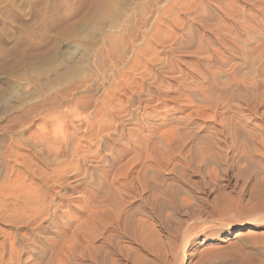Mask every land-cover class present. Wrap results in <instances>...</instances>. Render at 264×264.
<instances>
[{
    "label": "rangeland",
    "instance_id": "374dc122",
    "mask_svg": "<svg viewBox=\"0 0 264 264\" xmlns=\"http://www.w3.org/2000/svg\"><path fill=\"white\" fill-rule=\"evenodd\" d=\"M128 1L0 0V37L12 35L16 42L20 40L15 48H6L0 54V105L8 103L26 86H36L39 92L35 101L24 106L26 111L32 108L29 113L19 119H14L17 116L14 113L0 119V151L4 153L12 146L17 147L20 155L31 156L29 148L21 142H29L35 135L37 138L40 130L51 129V122H48L55 116L51 113L54 108L59 109L55 112H78V118L68 119L71 122L69 133L72 134L68 144L74 146L79 142L78 145H81L74 147L79 150L83 147L80 151L91 157L93 153L100 156L108 153L117 158L119 163L115 165V171L123 170L122 176L126 173L123 179H128L124 181L127 201L142 206L146 195L138 181L146 165L159 166L156 167L159 180L170 179L172 174L167 171L188 159L192 137L212 140L215 152L221 158L222 170L217 171L216 178L218 187L209 188L200 175L191 173L190 182L199 184V187L183 186L186 189L191 187V199L184 211L170 220L168 228L154 223L158 227L157 232L153 226L155 234L160 236L157 238L155 235V244L163 242V245L160 244L165 250L162 246L160 249L164 250L169 263L181 258V264H264L263 254L260 253L262 246H258L259 250L258 247L249 249L241 244L226 246V242H212L200 246L195 253L190 250L196 237L199 243L202 234L211 237L227 229L233 232L237 224L247 220L238 212L248 205L243 195L245 180L242 174L257 166L251 164V159L235 152L233 130L234 127H243L244 132L253 136L254 151L258 149L253 152L258 154L261 151L258 155L264 157V0H139L129 4ZM54 3L58 4L53 6L56 10L52 7ZM42 18L44 28L39 27ZM107 28L112 35L104 41L101 36ZM78 48L96 50L95 61L89 64L91 67L85 62L73 60ZM59 69H65L61 87L46 91L39 86L43 77ZM89 137L94 138V142ZM86 147L88 153L85 152ZM118 164L125 165L122 169ZM89 165L86 164V167L89 168ZM87 190L83 186L63 199L65 214H69L71 220L67 233L72 237L78 235L77 240L74 237L73 243L66 244L72 247L69 255L64 250L65 253L60 252L64 264L80 263L79 255L87 245L89 231H85L84 223L87 213L84 218L77 207L88 195ZM236 200L242 205L238 210L222 217L223 221L215 216L216 209H225L226 204ZM215 201L219 203L216 209L213 206ZM208 211L215 215L212 213L209 218ZM77 217L83 220L82 228L77 229ZM59 225L62 226V223L59 222ZM192 226L196 227V234H193ZM169 228H172L171 231ZM190 231L194 236L189 235ZM244 233H249L250 238L261 239L264 226L245 230ZM185 234L191 236L187 242ZM183 240L187 245H183ZM133 243L130 241L128 250L131 248L135 254L130 250L126 264H132L138 255L150 259L151 263L161 264L155 244L153 250L158 257L155 252L150 251L149 254ZM209 252L214 254L205 262ZM174 254L178 255L174 257Z\"/></svg>",
    "mask_w": 264,
    "mask_h": 264
},
{
    "label": "bare ground",
    "instance_id": "6f19581e",
    "mask_svg": "<svg viewBox=\"0 0 264 264\" xmlns=\"http://www.w3.org/2000/svg\"><path fill=\"white\" fill-rule=\"evenodd\" d=\"M138 1L139 0H129L128 4L132 2H138ZM56 4L57 3H54V5L52 4V7L55 6ZM55 8L54 10H56ZM39 21H41L39 23V27L44 28L45 26V25L43 26L44 19L42 18ZM111 35L112 33L110 29L107 28L101 37L104 41H107L111 37ZM11 36L10 37L9 36L0 37V54L4 53V51L7 49L10 50L12 48H15L16 43L20 41L18 40L20 36L17 38L18 40L17 42L15 38ZM189 40L187 42H189ZM95 53H96V50H94L93 48H87V49L78 48V50L74 52L73 54L74 55L73 60L78 61V62L79 61L85 62L88 65L89 64L91 65L94 58H96L94 57ZM90 65L89 67H91ZM64 74H65V69H59L53 72L52 74H49V75L47 74V76L43 77L39 81L40 85L39 84L38 85L41 86V88L45 89L46 91L55 89L57 87H61ZM38 96H39V92L36 86H32V85L26 86L19 93H17L13 98H11V100L8 103L6 102V104L2 106L0 105V119L4 118L6 115L11 114V113L17 114L16 117L14 116V119L15 118L19 119L23 117V115H25L26 113H29L30 110L32 109L30 108L29 110L26 111L24 109V106L35 101V99L38 98ZM66 105H68V103ZM87 107L88 106H86V108ZM103 108L104 107H102V109ZM54 109H53L54 111L51 110L52 111L51 113L55 114V116L53 118L50 117L52 120L48 122L49 124L51 122L50 124L51 129L47 131L43 130L44 132L40 130L39 133H37L38 134L37 138H36V135L34 139H32L30 136L32 141L29 140V142L27 141H22L23 143L21 142V145H25L27 148H29L31 156H24L22 154L20 155L16 149L17 147L15 148L12 146H10V148H8L7 150L5 147L6 151L4 153L0 151V264H59V263L64 264L65 260L62 259L60 252L61 251L63 252L64 250L67 252V255H69L68 252L69 250H71L72 247L67 246L68 245L67 243H73L72 241L74 240L73 238L75 236L72 237L71 235H68L67 233L68 232L67 229L70 228L71 220L68 216L69 214L67 213L65 214V211H64L65 208L63 206V199L67 196L69 197L70 193L74 194L78 189H80L83 186L85 187V189L86 188L89 189V191L87 190L89 193L81 200V203L79 202L80 205L78 206L76 205V206L78 207V210L80 211V213H82V216H84L87 213L86 215L87 219H85L84 223L86 224L85 227L88 229V230L86 229L85 231H89V234L87 236L88 238L86 237L87 245L86 246L84 245L83 252L79 255V260L81 259L80 263L79 262H75V263L77 264H126L128 259L130 258L129 252L130 250H132L131 248L128 250V245L130 244V241H132L136 243L137 245L141 246L143 250H147L149 254H151L150 251L155 252L154 253V255L156 254L155 256H157V254L159 253L158 260L161 262V264H181V262L183 261H181V258L179 257H178L179 258L178 260L174 259L173 262L170 261L171 263H169L168 262L169 260L167 261V257L164 254L165 247L162 246L163 242H157V244L159 243L158 245L155 244L156 241L154 239L160 236H157L159 235L157 233L158 230L156 229L158 227H155L154 223H158L160 227L164 225V228L165 227L168 228L170 220H172L176 215H178L179 212L184 211L185 207H187L191 199L190 197L192 196L191 195L192 190L189 189L191 187H189L188 189L186 188L189 185H191L192 187H196L195 189L199 187V184H197L198 185L197 187L195 182L194 183L190 182V177L192 175L191 173H194V175L195 173L200 175L201 177L200 179H202V181L205 184H207L209 188L215 189L216 186L218 187L216 183V178L218 176L217 171L222 170L221 169L222 168L221 158H219L218 157L219 155L216 154L215 152L216 148L213 146L214 144L212 145L211 143L212 140L210 139L211 140L210 142L208 140H204V139L202 140L201 139L202 137L201 138L197 136L192 137L190 139L191 140L190 146H188L189 148L188 150L189 152H187V154L189 153V155H187L188 159H186L184 164H181V165L178 164L180 167L177 166V167H174V169L167 171L172 174V177L170 176L171 178L170 179L168 178L169 180L166 178H162L163 180L162 179L159 180L157 177V175H159L158 174L159 171L156 168L158 165H154V166L148 165L147 166L146 165L147 163H146L145 164L146 167L144 166L145 169L143 170V173H141L142 177L140 179V182L138 181V183H140V185L143 188L142 190L145 191L146 198L144 197V204L142 206H136L127 201L126 182L124 183V181L126 180L128 181V179L126 180L123 179V177H126V173H125V176H122V174H124L123 170L122 172H120L121 169L119 171L118 170L115 171V165L118 162L117 158L112 157L108 153L102 156H100V154L93 153L91 157V155L80 151L81 149H83V147L82 148L80 147L81 148L80 150L77 147H74L76 145L77 146L81 145V144L78 145L79 142L78 143L76 142L74 146L68 144L71 140L69 142L67 141L68 139H71V136H72V134L69 133L70 129H68L69 125L71 124L70 121H69L70 122L69 124L68 119L75 118L76 116L78 118V115H77L78 112L76 114L73 113L72 111L71 113L70 110L69 111L64 110L62 112L60 111L55 112L59 109L58 108L57 109L54 108ZM70 109H73V108H70ZM261 112L263 113V111ZM101 115H103L102 112H101ZM45 125H47V123ZM225 126H226V123H225ZM41 128H44V127L41 126ZM241 128L234 127V130L232 129L234 132V133L232 132L234 134L233 136L234 139L233 137L232 139L234 142L233 144L235 147V152L240 154L241 156H244L245 158L247 157V159H251V164H254V166L255 165L257 166V167L252 168L251 170L248 167L249 170L245 171L244 173L240 172L239 171L240 169L237 170L238 172L243 173L242 176H244L243 179L245 180V182L243 183L244 185L243 195H245L247 198L246 201L248 205H246L247 203L245 205L249 207L247 208L245 206L248 210L245 209V207L244 208L242 207L243 208L241 209L242 211H240L239 209L238 212L241 213L240 217L243 215L245 216V218H247V220H243L242 223H239L236 226L234 225L235 230L233 232L230 229H227L226 231H223V232L222 231L217 232L214 236H211V237L207 236L206 234H202L200 238L201 241L199 243L197 242L198 237H196V239H194L193 241L191 240L192 243L190 245L191 247L190 250H192V253H195L200 246H205L208 243L210 244L212 242L213 243H223V242L225 243L226 242L227 243L226 246H229V245L231 246L233 244L234 245L241 244L243 245V247L249 248V249H252V248L256 249L258 246L260 247L262 246L263 249L260 251V253L263 254V257H261L262 260L264 258V240H262V238H264L263 237L264 233L263 235L261 234L262 235L261 239L250 238L249 233L248 235L244 233L245 230H250V229L255 230V229H258L264 226V157H260V155H258L259 153L261 154V151L259 153L257 152L258 154H255L258 149L257 150L255 149L254 151V147L252 145L254 142L253 136H251V134L249 135L247 131H246L247 133L244 132L243 131L244 128L243 129ZM96 130L98 131V129ZM95 136H96V133H95ZM91 137L93 136L91 135ZM91 139L93 141L94 138H91ZM18 144L17 145L20 147L19 141H18ZM85 152L87 153L89 152L87 151V147H86ZM129 160H132V159H129ZM173 160H174V157H173ZM89 163H90L89 168H87L86 164H89ZM125 164H123V166ZM120 165H121L120 168H122L123 167L122 164ZM120 165L118 164V166ZM17 167H20L21 170H19L20 168L18 169ZM244 170L245 169H243V171ZM162 175L161 177H164ZM220 175L219 177H221ZM239 175L240 174H238V176ZM243 179L242 181H244ZM185 185L187 186L186 188L183 187ZM236 201L237 202H231L228 205L226 204L227 202L224 203L226 204V208L225 209L222 208L220 210L216 209L219 203L217 204L215 201L216 205H213V206H214V209H216L215 210L216 215L213 212L212 213L216 217L218 216V219L219 217L221 219L224 216H228L229 212L236 211L238 210V208L242 206L241 203L238 202V200ZM194 207H196V205L193 206L192 209H194ZM208 213L207 215H209V218H210V214L212 213H210L209 211ZM214 215H212L213 218H214ZM78 218L79 217H77V219ZM211 220H214V219H211ZM76 221H79L81 223L79 222L77 223ZM76 221L75 222L77 223L76 224L77 229L78 227L82 228L81 224L84 225V223H82L83 220L81 219L80 221L78 219ZM59 222L62 223V226L59 225ZM207 223L210 224L209 222ZM79 224L81 226H79ZM153 226L155 227L157 231L156 232L157 235L155 234ZM206 227L208 229H211L207 225ZM195 228L193 227V234H196L194 233ZM84 229L85 228H83L82 230ZM188 230L187 232H189ZM191 232L192 231H190L189 235H191ZM71 233H75V232H71ZM189 235L185 234L186 237H184L185 239L183 238L186 242L188 240L187 238L191 239L192 235L191 236ZM77 236L78 235L76 234V237ZM76 237H75V240H77ZM157 240H161V239H157ZM184 240H183V245H187V244H184L186 243ZM154 244L157 247L154 246ZM161 246L162 248L164 247L163 251L162 249H160ZM129 247H132V246H129ZM153 248L154 249L158 248L156 249V251L158 250L159 252L157 251L158 252L157 253L156 251L153 250ZM223 250H224V247H223ZM218 251L220 252V250ZM203 252H205V250ZM214 252L216 253L217 250L216 251L214 250ZM168 253H171V252H168ZM182 253H184V251ZM212 253H210L209 258L207 257V255L204 254L207 257V258L205 257L206 258L205 262L206 260L211 259L210 257ZM220 253L218 254L220 255ZM177 255H175L174 257H176ZM134 257H131V258L133 259ZM74 260L76 259L74 258ZM133 260L134 261H132V264L134 262L135 264L151 263L150 259L148 260L146 257L144 258L142 256L139 257V255L136 256ZM75 263L73 261L72 264H75ZM155 263H153L152 261L151 264H155ZM202 263H204V261ZM251 264H255V263L252 262Z\"/></svg>",
    "mask_w": 264,
    "mask_h": 264
}]
</instances>
